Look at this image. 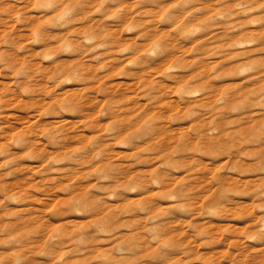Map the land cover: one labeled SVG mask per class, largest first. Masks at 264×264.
Here are the masks:
<instances>
[{"label": "rangeland", "instance_id": "rangeland-1", "mask_svg": "<svg viewBox=\"0 0 264 264\" xmlns=\"http://www.w3.org/2000/svg\"><path fill=\"white\" fill-rule=\"evenodd\" d=\"M0 264H264V0H0Z\"/></svg>", "mask_w": 264, "mask_h": 264}]
</instances>
